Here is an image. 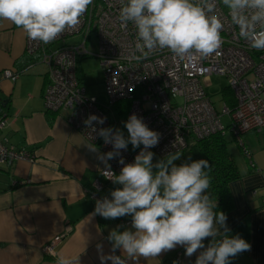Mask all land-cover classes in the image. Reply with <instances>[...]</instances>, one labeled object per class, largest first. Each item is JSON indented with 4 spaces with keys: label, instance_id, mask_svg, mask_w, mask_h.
<instances>
[{
    "label": "clouds",
    "instance_id": "1",
    "mask_svg": "<svg viewBox=\"0 0 264 264\" xmlns=\"http://www.w3.org/2000/svg\"><path fill=\"white\" fill-rule=\"evenodd\" d=\"M227 10L230 23L250 47L264 50V0H119L118 20L122 27L136 29L130 60L146 59L155 50L167 49L180 59L206 58L221 47L224 22L217 7ZM93 0H0V21H9L34 41L48 44L66 31L76 30ZM137 53L139 55H137ZM103 117L89 115L84 124L112 151L99 153L92 143H83L104 163L102 175L114 185L110 197L97 199L92 215L104 219L131 216V228L110 231L111 254L96 248L101 261L140 264V258L155 259L177 246L185 256L196 254L195 264H232L237 255L251 250L239 234L230 236L227 214L217 211L208 194L211 167L206 159L177 163L182 154L169 152L154 162L149 149L158 145L160 133L151 130L142 117L132 114L119 128L100 127ZM143 147L132 163H125L121 150ZM119 157L123 165L117 175L108 161ZM190 159V157H189ZM210 238V239H209ZM205 240L209 242L205 244ZM121 255H116V250ZM56 264H80V255L61 253Z\"/></svg>",
    "mask_w": 264,
    "mask_h": 264
},
{
    "label": "built area",
    "instance_id": "2",
    "mask_svg": "<svg viewBox=\"0 0 264 264\" xmlns=\"http://www.w3.org/2000/svg\"><path fill=\"white\" fill-rule=\"evenodd\" d=\"M119 8V0H93L76 30L66 31L48 44L31 40L25 33L23 48L30 63L18 70H4L1 72L3 78L14 82L34 65L44 66L43 108L52 113L67 112V124L102 153L112 151V145H105L84 120L94 114L106 118L103 125H94L97 129L117 128V124H112L111 108L127 102L125 121L136 114L151 130L160 133L158 145L149 149L159 159L169 152L181 153L203 138L229 134L252 166V155L243 146V135L264 129V50L253 49L238 35L227 10L218 2L217 14L224 22V29L217 52L206 58L182 60L167 49H158L146 59L130 60L128 56L134 50L136 29L131 23L127 27L121 26L117 18ZM3 24L0 21V29ZM92 33L97 37L94 54L88 52L85 45ZM77 35L84 37L78 46H56ZM86 57L98 60L105 102L85 94L76 69L78 61ZM211 76L226 79V87L233 93L234 107L224 103L221 112H216L204 89ZM221 116L228 117L227 126L222 125ZM5 121L0 118V165L10 166L23 160L33 162L32 154L8 145L2 137ZM141 148L121 150L125 163H132ZM119 159L108 161L117 175L123 167ZM104 170L107 169H102L99 179L94 182L90 194L93 203L105 196L111 198L104 190L114 184L102 175ZM69 228H66L68 232ZM66 236L67 232L48 241L42 248L44 254L54 256L55 247ZM178 257L179 254L175 259L177 262Z\"/></svg>",
    "mask_w": 264,
    "mask_h": 264
},
{
    "label": "crops",
    "instance_id": "3",
    "mask_svg": "<svg viewBox=\"0 0 264 264\" xmlns=\"http://www.w3.org/2000/svg\"><path fill=\"white\" fill-rule=\"evenodd\" d=\"M3 23L0 118L6 119V126L1 135L8 145L32 154L34 161L0 165V264H56L61 253L80 255V264H101L96 245H103V254H111L107 236L118 225H123L119 231L131 228V216L104 219L92 215L95 203L90 194L105 165L97 153L84 146L88 142L83 136L67 124V112L52 113L43 108L44 66L34 65L14 82L3 78L4 70H18L30 63L24 54L25 33L9 21ZM120 107L115 104L110 117L127 137ZM243 146L252 155V166L232 137L228 142L240 178L229 187L234 208L227 214L226 223L231 229L229 235L239 234L251 244V250L237 255L232 264H264V129L244 134ZM117 187L121 186L108 187L104 194ZM66 232L55 247V255L44 254L43 246ZM204 242L207 245L209 241ZM115 254L122 253L117 249ZM195 259L196 254L187 257L185 248L177 246L155 259L141 257L140 264H166L165 260L195 264Z\"/></svg>",
    "mask_w": 264,
    "mask_h": 264
},
{
    "label": "trees",
    "instance_id": "4",
    "mask_svg": "<svg viewBox=\"0 0 264 264\" xmlns=\"http://www.w3.org/2000/svg\"><path fill=\"white\" fill-rule=\"evenodd\" d=\"M224 103L230 108L234 107L235 100H233V93L229 88L223 89ZM121 110L118 111L119 116L126 118L128 103H118ZM118 110V108H117ZM195 150L197 151V159H206L209 161L211 167L208 171L210 176V186L208 194L212 201L217 204V211H223L228 214L234 208L232 195L230 192V184L240 178V173L233 161L229 152L228 141L225 136L215 134L206 139L197 141L195 143ZM166 264H175L174 261L165 260Z\"/></svg>",
    "mask_w": 264,
    "mask_h": 264
},
{
    "label": "rangeland",
    "instance_id": "5",
    "mask_svg": "<svg viewBox=\"0 0 264 264\" xmlns=\"http://www.w3.org/2000/svg\"><path fill=\"white\" fill-rule=\"evenodd\" d=\"M84 40L83 36H75L66 39L64 43H59L56 46L64 45V46H78L81 44ZM97 37L95 33H92L89 35V38L86 42V49L88 52L94 54L96 52V44ZM99 63L98 60L94 57H86L82 60H79L77 63V72L78 77L80 79V82L85 88L86 96L87 97H95L99 101L105 102L106 96L104 93V86L102 80V74L101 70L99 69ZM227 86V81L225 78L220 76H211L208 82V85L206 88L207 96L209 97V101L213 104L216 112H221V109L224 104V98H223V89H225ZM221 122L222 125L227 126L229 123L227 116H221ZM226 140L230 142L231 137L228 135L225 136ZM230 145V144H229ZM142 146V145H141ZM140 146V148H141ZM128 148L133 149L132 145L129 144ZM194 146H190L187 149H185L182 154L181 160L177 161V163H183V162H189L194 160L197 157V151ZM190 157V159H189ZM159 160V158L154 156V162Z\"/></svg>",
    "mask_w": 264,
    "mask_h": 264
}]
</instances>
